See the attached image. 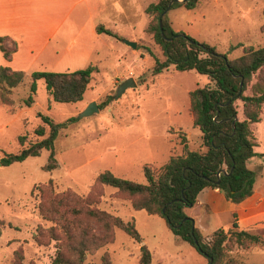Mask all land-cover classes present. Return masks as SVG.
Returning a JSON list of instances; mask_svg holds the SVG:
<instances>
[{
	"label": "rangeland",
	"instance_id": "rangeland-1",
	"mask_svg": "<svg viewBox=\"0 0 264 264\" xmlns=\"http://www.w3.org/2000/svg\"><path fill=\"white\" fill-rule=\"evenodd\" d=\"M157 1L142 0V3L149 6ZM169 18L175 30L215 46L231 59L243 54V48L230 50L232 46L264 47V0H203L193 10L179 7L170 11ZM150 21L151 17L143 14L134 28H113L112 32L124 37L122 40L129 41L128 36H132L131 42L137 48L102 33L99 39L91 41V61L70 65V70L90 65L99 69L82 102H56L44 81H39L35 103L26 106L24 102L31 95L32 85L29 74L14 91L13 98L25 106L24 115L29 120L26 125L21 122L8 130L4 138L8 152L20 150L14 138L23 130L26 143L40 139L35 134L36 128L43 125L39 113L50 116L56 123L72 117L78 121L62 130L56 140L57 169H44L50 157L47 150L25 162L0 167V264H12L18 249L23 250L26 263L51 264L56 257V242L40 245L35 239L40 227L52 226L40 215L42 197L37 186L53 180L58 192L71 190L87 196L104 171L146 184L143 173L146 164L160 167L171 155L182 153L177 138L180 131L186 133L191 149L205 150L202 132L193 125L189 93L207 85L209 80L195 71L179 72L174 66L154 76L156 60L165 58L153 36L146 32ZM129 78H134L137 86L116 98L118 87ZM250 93L248 90L246 95ZM108 96H113L108 106L80 118L92 103L100 106ZM237 105L239 117L244 118L243 103L238 101ZM262 118L264 121V112ZM46 128L48 134L49 127ZM257 132L264 147V128ZM98 208L135 222L153 254L152 264H210L197 249L178 239L162 217L135 210L131 201L113 187L105 188ZM252 232L264 238L263 227ZM228 251L245 264H264V245L243 249L230 243ZM105 253L111 255L113 264H139L140 244L123 230H117L116 241L88 256L86 264H102Z\"/></svg>",
	"mask_w": 264,
	"mask_h": 264
},
{
	"label": "trees",
	"instance_id": "trees-1",
	"mask_svg": "<svg viewBox=\"0 0 264 264\" xmlns=\"http://www.w3.org/2000/svg\"><path fill=\"white\" fill-rule=\"evenodd\" d=\"M202 1L158 0L150 4L145 12L151 17L146 32L153 36L165 58L164 61L156 60L153 75H160L174 66L179 72L195 71L209 80L207 85L189 93L193 125L202 132L205 150L191 149L186 133L180 131L177 138L182 153L171 155L160 167L146 164L143 167L146 184L104 171L98 175L91 194L87 196L71 190L58 192L53 180L37 186L42 197L40 215L52 226L46 229L40 227L35 239L40 245L46 241L56 242L57 253L51 264H86L88 256L116 241L117 230H123L140 244L139 264H152L153 254L143 244L144 239L135 222L125 221L98 208L107 187H113L127 197L135 210L162 217L178 239L197 249L210 264H245L228 251L230 243L243 249L264 245V238L260 235L239 230L236 219L233 229L227 232L218 230L204 236L195 226L194 219L187 214V209L197 203L199 194L206 188L221 190L235 204L250 198L258 172L250 169L248 162L255 157H264L255 150L259 147L255 126L261 122L264 112V47L232 46L230 50L243 48V54L231 59L215 46L175 30L169 12L179 7L193 10ZM97 32L122 40L121 36L103 26H98ZM17 48V43L10 45L6 37H0V49L6 60H12ZM98 72V67L94 65L68 72H33L30 74L31 95L24 103L26 106L35 103L39 81H44L48 93L56 102H82L94 74ZM26 76L25 72L0 66V104L14 110V91L23 85ZM248 90L251 93L246 95ZM112 101L113 96H108L99 107L103 109ZM238 101L244 105L243 120L238 118ZM39 117L43 125L36 128L35 134L40 139L26 143V135L21 134L17 138L18 152L0 150L3 166L25 162L47 150L50 157L44 169H57L56 140L61 131L76 123L78 118L56 123L42 113ZM46 126L49 127L48 134ZM12 264L35 263H26L23 250L18 249L14 252ZM102 264H113L109 253L104 254Z\"/></svg>",
	"mask_w": 264,
	"mask_h": 264
},
{
	"label": "crops",
	"instance_id": "crops-1",
	"mask_svg": "<svg viewBox=\"0 0 264 264\" xmlns=\"http://www.w3.org/2000/svg\"><path fill=\"white\" fill-rule=\"evenodd\" d=\"M147 7L142 0H0V37H6L10 45H18L11 61L0 49V66L29 75L39 71H75L70 70L72 63L91 61V41L101 35L98 26L110 31L120 26L134 28ZM128 37L132 41V36ZM15 101L14 110L0 104V150H6L4 138L8 130L21 122L26 125L29 120L24 115L25 106ZM262 128L263 118L255 126L259 142L255 150L264 155L257 132ZM23 131L15 136V141ZM248 167L258 172L250 198L235 204L221 190L206 188L197 203L187 209L204 236L233 229L235 219L239 230L264 228V157L252 158Z\"/></svg>",
	"mask_w": 264,
	"mask_h": 264
},
{
	"label": "water",
	"instance_id": "water-1",
	"mask_svg": "<svg viewBox=\"0 0 264 264\" xmlns=\"http://www.w3.org/2000/svg\"><path fill=\"white\" fill-rule=\"evenodd\" d=\"M164 14H167L164 13ZM123 42H125L127 45L133 47V48H137V44L134 43V42H131V41H128V40H123ZM137 86V83L135 81L134 78H129L127 80H125L123 83H121V85L118 87V90H117V96L116 98H118L119 96H121L123 93H125V91L128 89V88H133V87H136ZM242 87H243V84H242ZM241 92H242V89H241ZM99 111V106L96 102L92 103V105H90L88 107V109H86L81 115H80V118H83V117H89V116H92L94 113L98 112ZM3 164H2V161L0 159V167H2ZM224 174H226V171L224 170L223 171ZM220 178V176H219Z\"/></svg>",
	"mask_w": 264,
	"mask_h": 264
}]
</instances>
